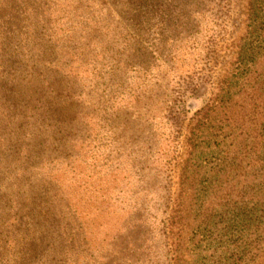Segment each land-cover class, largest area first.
Returning a JSON list of instances; mask_svg holds the SVG:
<instances>
[{"label": "rangeland", "instance_id": "obj_1", "mask_svg": "<svg viewBox=\"0 0 264 264\" xmlns=\"http://www.w3.org/2000/svg\"><path fill=\"white\" fill-rule=\"evenodd\" d=\"M43 1L71 103L51 120L62 134L36 147L33 173L21 171L26 136L0 145V208L11 216L0 264H184L172 258L168 222L187 126L254 68L243 63L249 51L238 67L242 36L260 52L253 86L264 90V0L254 35L248 0ZM30 192L59 211L35 246L24 244ZM216 223L212 236L225 229Z\"/></svg>", "mask_w": 264, "mask_h": 264}, {"label": "trees", "instance_id": "obj_2", "mask_svg": "<svg viewBox=\"0 0 264 264\" xmlns=\"http://www.w3.org/2000/svg\"><path fill=\"white\" fill-rule=\"evenodd\" d=\"M257 3L248 0L246 15L252 35L260 15ZM48 16L43 0H0V132L6 125L13 132L0 145L9 151L10 143L26 136L21 171L29 169V174L36 147L62 134L51 122L54 114L65 115L71 103L66 100L69 93L59 90L64 85L52 60ZM237 45L238 67L249 51L243 63L252 61L254 68L238 72V83L234 77L231 89L197 109L187 126L168 222L176 262L264 264V90L253 86L263 65L260 52L249 47L245 36ZM63 118L59 123H64ZM24 198L33 217L26 221L24 244L35 246L48 235L59 211L54 203L42 204L31 192ZM0 209L5 214L0 217L3 229L10 226L11 216ZM216 221L224 222L225 229L212 236ZM12 239L18 242L17 236ZM185 245L194 247L185 251Z\"/></svg>", "mask_w": 264, "mask_h": 264}]
</instances>
